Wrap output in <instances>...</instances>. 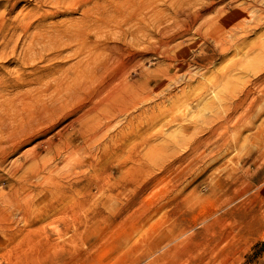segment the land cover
<instances>
[{
  "label": "rangeland",
  "instance_id": "374dc122",
  "mask_svg": "<svg viewBox=\"0 0 264 264\" xmlns=\"http://www.w3.org/2000/svg\"><path fill=\"white\" fill-rule=\"evenodd\" d=\"M263 10L264 0H0L1 96L41 94L53 83L41 76L90 49L105 59L80 98L2 154L0 264H264ZM122 80L143 99L112 117ZM106 99L88 143L66 127ZM37 143L42 163L28 155Z\"/></svg>",
  "mask_w": 264,
  "mask_h": 264
},
{
  "label": "bare ground",
  "instance_id": "6f19581e",
  "mask_svg": "<svg viewBox=\"0 0 264 264\" xmlns=\"http://www.w3.org/2000/svg\"><path fill=\"white\" fill-rule=\"evenodd\" d=\"M91 0H84V4H88ZM113 1V0H112ZM127 1V0H126ZM253 1H256V0H253ZM132 2V1H131ZM137 2V1H136ZM121 3V2H120ZM125 3V2H124ZM99 4V3H97ZM114 4V3H113ZM116 4V3H115ZM130 4V2H129ZM128 4V5H129ZM208 4V3H207ZM121 5V4H120ZM122 5H123V2H122ZM135 4L131 5V6H134ZM211 5V4H210ZM208 5V6H210ZM239 5V4H237ZM243 5V4H242ZM207 6V5H206ZM136 7V6H135ZM238 7V6H237ZM129 8V6H128ZM233 8V7H232ZM134 9V8H133ZM139 9V7H138ZM221 11V10H220ZM249 11V10H247ZM264 11V10H263ZM262 11V12H263ZM136 12V11H135ZM138 13V12H137ZM217 14V13H216ZM139 16V14H137ZM136 15V16H137ZM261 15V14H260ZM248 16V14H247ZM197 17V15H196ZM233 17V16H232ZM249 17V16H248ZM234 18V17H233ZM238 18V17H237ZM138 19V18H136ZM220 19V18H219ZM253 19V18H252ZM194 20V19H193ZM251 20V19H250ZM210 21V20H209ZM236 21V20H235ZM234 21V24L236 23ZM245 21V20H244ZM248 21V20H247ZM137 22V21H136ZM135 22V23H136ZM219 22V21H218ZM239 23V21H237ZM138 23V22H137ZM192 23V22H191ZM245 23V22H242L240 23L241 25ZM250 23V22H249ZM253 23H255L256 25V22L254 21ZM140 24V23H139ZM138 25V24H137ZM203 25V24H202ZM218 25V24H217ZM248 25V24H247ZM254 25V24H253ZM139 26V25H138ZM243 26H245V24H243ZM250 26V25H249ZM26 27V26H25ZM68 27V26H67ZM140 27V26H139ZM138 28V31L140 30ZM136 28V30H137ZM228 28V27H227ZM232 28V27H231ZM240 29H243L241 26L239 27ZM233 29V28H232ZM235 29V28H234ZM247 29V28H246ZM248 30V29H247ZM246 30V31H247ZM138 31H135L134 30V34L133 36L135 37L137 35V32ZM195 31V30H194ZM245 31V29H244ZM63 32V31H62ZM66 32V31H65ZM68 32H69V29H68ZM196 32V31H195ZM231 32V31H230ZM229 32V33H230ZM233 32V31H232ZM236 32V31H235ZM70 33H71V30H70ZM238 33V32H237ZM61 34V33H60ZM124 34V33H123ZM234 34V33H233ZM233 34H230V35H233ZM125 35V34H124ZM229 35V36H230ZM62 36V35H61ZM69 36V35H68ZM228 36V35H227ZM228 36V37H229ZM236 36V35H235ZM65 37V36H64ZM67 37V36H66ZM72 37V35H71ZM70 36L67 37L66 39L71 38ZM209 37V36H208ZM237 37V36H236ZM235 37V38H236ZM61 38V37H59ZM224 38V37H223ZM222 38V39H223ZM231 38H234V37H231ZM226 39V38H225ZM213 40V39H212ZM227 40V39H226ZM226 40H224L226 42ZM230 40V39H229ZM228 40V41H229ZM223 41V42H224ZM233 41L232 39L229 41L231 42ZM235 41V40H234ZM219 42V41H218ZM221 42V41H220ZM228 43V42H227ZM223 44V43H222ZM220 43L219 46L222 45ZM218 46V47H219ZM223 47V45L221 46ZM94 49V48H93ZM100 49V48H99ZM98 49V51H99ZM97 50V49H96ZM96 50L92 51L91 49L89 50V53H88V60L87 62L86 61H82L83 63H81L80 61L78 62H75L73 65H71L68 69V71H64L62 74H60L58 77H55L53 75L49 76V74H45L43 76H41L39 79H46L47 80V77H50L52 82L53 83H49L48 81L45 82L43 85L44 87L41 88L42 89V93L41 94H38L39 92H36L34 93V95L31 96H27V94L22 93V96L23 94H25L26 96H24L23 98H20V99H17V98H6V97H3V95L1 96L0 94V164L2 163V159H3V155L2 154H5V156L7 155L6 153L7 152H15L17 150H19L20 148L24 147L25 145H27L28 143H30V141L32 142L33 140V137H29L27 138L30 134V132L34 129L35 127V124L34 122H37V123H42L48 119H52L53 116L55 115V113L57 112V109L59 107H61V105L65 104V102L71 100V99H76V97H78L79 95H82L81 92H86L95 82H97L99 76H100V70L102 69V67L104 66V56H102L100 53H98ZM100 52V51H99ZM103 53V52H102ZM106 53V52H105ZM108 57H110L108 55ZM108 57H105V58H108ZM134 58V57H133ZM137 61V60H136ZM135 61V62H136ZM131 63V62H130ZM130 63H127V64H130ZM138 64V63H137ZM132 66L131 67H135L133 66V63L131 64ZM53 67V66H52ZM105 67V66H104ZM126 67V66H125ZM130 67V65H129ZM130 67V68H131ZM58 69V68H57ZM128 69V67H127ZM55 70V69H54ZM60 70V69H59ZM126 70V68H125ZM124 71V69H123ZM120 72V71H119ZM122 72V71H121ZM127 72V71H125ZM129 72V71H128ZM127 72V73H128ZM54 73V72H53ZM52 73V74H53ZM22 75V74H21ZM125 75L126 77V73L123 74ZM123 75L119 76V77H122ZM128 75V74H127ZM116 76V75H115ZM19 77V76H18ZM37 77V76H36ZM116 78V77H114ZM118 79H122V78H118L117 76V80ZM126 79V78H125ZM114 80V79H112ZM117 80H114V81H117ZM43 81V80H42ZM114 81H109L110 83H108L107 81V85H114ZM123 81V80H122ZM121 82V81H120ZM116 83V82H115ZM41 84V82H40ZM106 85V86H107ZM110 85V86H112ZM105 86L104 89H107ZM109 87V86H108ZM116 89L114 90V96H116L118 99H119V105H112V109L111 111L109 110V105H108V101H105L104 104L102 105H97V104H93V106H91V104H87V106H89V108H87V106H83L82 104H79V105H82L79 109V115L77 117H73V119L71 120V122H69L68 124H66V127L68 126H72V127H75L76 125H80V129L79 130H82V133H85V139L84 141H86L88 143V136L89 134L87 135V130L90 129L92 126H95V125H98L100 123H102V114L104 113V111H108L112 114V117H117V115L119 114H122L124 113L125 111L127 112V110L131 109L132 110L134 109H137L138 105L140 104L141 100L143 99L142 97V93L137 89H133V83H130L129 81H126L124 80L122 83H119V85H115ZM39 88V87H38ZM38 88L36 90H38ZM35 88H32L30 90H33ZM40 89V88H39ZM103 89V91H105ZM26 90V89H25ZM19 92V91H18ZM28 92V91H27ZM52 92H55V94H52ZM3 94V93H2ZM21 94V93H19ZM33 94V93H32ZM124 94V97H122L121 95ZM21 96V95H19ZM16 97V96H15ZM6 98V99H5ZM80 98V97H78ZM74 99V100H75ZM89 99V98H88ZM77 100V99H76ZM91 100V99H90ZM75 102V101H74ZM31 104L32 105V108H30L29 105ZM72 104V103H71ZM84 104V103H83ZM20 105H29V110H27V112H24V113H20V110L17 112L18 109H23L22 106ZM108 105V106H107ZM19 106L21 108H19ZM63 107V106H62ZM79 108V107H78ZM87 108V109H86ZM141 108V107H140ZM31 109V110H30ZM60 109V108H59ZM33 110V111H32ZM61 110V109H60ZM131 110V111H132ZM30 111V112H29ZM75 111V110H74ZM137 111V110H136ZM142 111V110H140ZM108 113V112H107ZM70 114V113H69ZM75 115V114H74ZM77 115V114H76ZM75 115V116H76ZM110 115V114H109ZM107 114V117L109 116ZM137 115H140L139 113ZM136 115V116H137ZM65 116V115H64ZM133 115V117H136ZM138 117V116H137ZM141 117V116H140ZM31 118H33V120H30ZM62 118V116H61ZM58 119V118H57ZM130 119V117H129ZM128 119V120H129ZM135 119V118H134ZM108 120V119H107ZM119 120V119H118ZM122 120V118H121ZM120 120V121H121ZM125 120V119H124ZM136 120V119H135ZM105 121V120H104ZM103 121V122H104ZM117 121V120H116ZM109 121H107L108 123ZM122 122V121H121ZM130 122V121H129ZM17 123H18V127H17ZM124 123V122H123ZM106 124V122H105ZM104 124V125H105ZM118 124V123H117ZM120 124V123H119ZM19 125H21L19 127ZM102 125V126H104ZM107 125V124H106ZM111 125V124H110ZM115 125V124H113ZM130 125V124H129ZM52 127V126H51ZM115 127V126H113ZM136 127V126H135ZM78 128V127H77ZM103 128V127H102ZM101 129V127H100ZM116 129V128H115ZM120 129V128H118ZM122 130V129H121ZM120 130V131H121ZM67 131V130H66ZM123 131V130H122ZM37 132V131H36ZM91 132V130H90ZM117 131H115L116 133ZM73 133V132H72ZM93 133V132H92ZM95 133V132H94ZM102 133V132H101ZM114 133V132H113ZM122 133V132H121ZM34 134V133H33ZM59 134V133H58ZM26 135H28L26 137ZM43 135V134H42ZM45 135V134H44ZM69 135L71 136V134H67L66 132V136L65 137H69ZM102 135V134H101ZM115 135V134H114ZM94 136H96L94 134ZM26 137V138H25ZM37 137V136H35ZM34 137V138H35ZM81 137V136H80ZM95 138V137H94ZM60 140V139H59ZM67 140V139H66ZM71 140V139H70ZM69 140V141H70ZM44 141V140H43ZM65 141V140H64ZM74 141V140H73ZM97 141V140H96ZM46 147H48V151H52L54 150V142L52 139H47L46 141ZM63 142L62 140L60 141V143ZM72 142V141H71ZM83 142V141H82ZM93 142L94 144V141H91ZM103 142V141H102ZM73 143V142H72ZM85 143V142H84ZM56 144V143H55ZM59 144V143H57ZM62 144V143H61ZM81 143H79V146H80ZM60 145V144H59ZM77 144H75L76 146ZM82 145V144H81ZM106 145V144H105ZM42 145H39V143L35 144L31 149L29 148V151H28V155H30V157L32 158L31 161H35V162H38L40 159V147ZM58 146V145H57ZM71 146V145H70ZM108 146V145H107ZM61 147V146H60ZM78 147V145H77ZM89 147V145H88ZM87 147V148H88ZM91 147V146H90ZM101 147V146H100ZM105 147V146H104ZM57 148V147H56ZM73 148L72 147V151H73ZM84 148V147H83ZM93 148V147H92ZM102 148V147H101ZM59 149V147H58ZM57 149V150H58ZM62 149V148H61ZM68 149H69V146H68ZM71 149V148H70ZM85 149V148H84ZM99 150V148H97ZM28 150V149H27ZM56 150V149H55ZM87 150V149H86ZM91 150V149H89ZM95 150V149H94ZM108 150V149H107ZM110 150V149H109ZM64 151V150H63ZM88 151V150H87ZM96 151V150H95ZM30 152V153H29ZM55 152V151H54ZM68 152V151H67ZM71 152V151H70ZM83 152V151H82ZM74 153V152H73ZM96 153V152H95ZM108 153V152H107ZM24 154V153H23ZM59 154V151L57 152V155ZM61 154V153H60ZM90 154V152H89ZM44 155V154H43ZM98 155V154H96ZM54 156V155H53ZM67 156V155H66ZM74 156V155H73ZM90 157H95L93 154H90L89 155ZM10 157V156H9ZM26 157H27V151H26ZM52 157V156H51ZM75 157V156H74ZM57 158V157H56ZM68 158V157H67ZM77 159H79L77 157ZM82 160V158H80ZM86 160H88L87 158H85ZM98 159V158H97ZM26 160V158H25ZM24 160V161H25ZM47 160V159H46ZM69 160V159H68ZM84 160V159H83ZM91 160V158H90ZM96 160V158H95ZM29 161V160H28ZM85 161V160H84ZM84 161H83V164H84ZM30 162V161H29ZM28 162V163H29ZM40 162V161H39ZM38 162V163H39ZM43 161H41L40 163H42ZM73 162H77V161H73ZM87 162V161H85ZM34 163V162H33ZM56 163V162H55ZM67 163V162H66ZM82 163V162H81ZM20 164V162H19ZM71 164V163H69ZM80 164V163H79ZM86 164V163H85ZM89 164V163H87ZM92 164H93V161H92ZM99 164V163H98ZM30 165V163H29ZM40 165V164H39ZM39 165H35L34 167H32L31 169V174H34L36 176V174H39L41 173V168H39L40 166ZM65 165V164H64ZM63 165V166H64ZM91 165V162L90 164ZM42 166V165H41ZM46 166V165H45ZM71 166V165H70ZM83 166H87V165H83ZM94 166V165H93ZM49 167L51 168V166L49 165ZM76 167V166H74ZM92 167V166H91ZM43 168V167H42ZM48 166L45 168L46 169V172L48 171H51L50 168H48L49 170H47ZM15 169H17V167L15 166ZM15 169L13 168V172L15 173L16 171H18V169L15 171ZM55 169V168H54ZM94 171L95 169L92 168ZM103 169V168H102ZM106 169V168H105ZM30 170V169H29ZM43 170V169H42ZM57 170H60L62 171L61 169H57ZM87 170V169H85ZM93 171V172H94ZM97 171V170H96ZM95 171V173H96ZM46 172H44L46 174ZM69 172V171H67ZM87 172V171H85ZM100 172V171H98ZM104 172V171H103ZM102 172V173H103ZM44 173L42 175H44ZM57 173V171L55 172ZM82 173V172H81ZM94 173V174H95ZM12 174V173H11ZM30 174V175H31ZM59 174L61 175L62 173L59 172ZM74 174V173H73ZM93 174V175H94ZM26 175V174H24ZM22 175V178H24ZM41 175V176H42ZM47 175V174H46ZM45 175V176H46ZM50 175V174H49ZM81 175V174H80ZM97 175V173L95 174ZM99 176L98 177H102L101 174H98ZM33 176V175H32ZM44 176V177H45ZM51 176V175H50ZM49 176V177H50ZM57 176V175H56ZM69 176V175H67ZM21 177V176H20ZM43 176L42 178L45 179ZM48 177V176H47ZM66 177V176H65ZM70 177H72L70 175ZM96 177V176H94ZM103 177H107V176H104ZM28 178V177H27ZM30 178V177H29ZM33 178V177H32ZM38 178V177H36ZM41 178V179H42ZM68 178V177H66ZM77 178V177H76ZM103 178V179H104ZM62 179V178H60ZM64 179V178H63ZM70 178L66 179V180H69ZM100 179V178H98ZM27 180V179H26ZM47 180V178H46ZM56 180V179H54ZM58 181V180H57ZM54 182V181H53ZM60 182V181H59ZM62 185V184H61Z\"/></svg>",
  "mask_w": 264,
  "mask_h": 264
}]
</instances>
